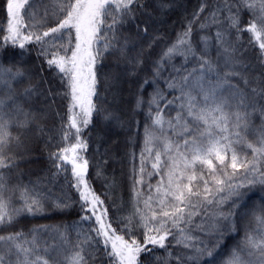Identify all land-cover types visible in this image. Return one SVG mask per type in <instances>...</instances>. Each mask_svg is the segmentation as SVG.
<instances>
[{
	"label": "snow or ice",
	"instance_id": "1",
	"mask_svg": "<svg viewBox=\"0 0 264 264\" xmlns=\"http://www.w3.org/2000/svg\"><path fill=\"white\" fill-rule=\"evenodd\" d=\"M28 3L29 0H6L7 27L0 31H6L7 35L4 36L5 43L0 44V48L6 47L10 42L13 47L18 45L21 50L27 51L26 43L35 41L43 45L46 43L45 38L51 36V41L47 43L54 51L49 52L48 48H42L41 55L45 56L49 69L57 70L56 74L68 89L64 93L70 97L67 127L75 129L76 134V143L70 149H61L59 154L53 155L59 161L71 163L76 180L74 187L83 202L81 210L91 212L95 217L99 227L93 228L92 231L96 233V237H103L104 254L109 264H138L142 252L152 251L148 245L167 250L166 241L170 236L176 245L190 249L193 253L176 257L178 264H183L184 260L201 264L205 258L206 264H217L225 232L236 230L234 213L216 211L212 213L211 224L205 226L202 221L196 225L208 239L192 236L189 226L193 224V218L201 215L202 210L207 216L206 205L214 204L219 208L232 197H236L233 200V207H236L237 201L244 195L240 189L257 181L264 184V171H261L253 160L246 159L244 153L246 147L254 156L264 155V137H261L259 147L245 140L252 113L260 111L264 116V105L259 102L264 100V88L252 87L250 95L233 81L234 77H239L244 88L249 87L248 78L239 70L247 67L241 58L240 49L227 39V32L220 30L216 32L215 39L221 49L218 59L222 56V65L208 57V37H202L205 45L203 50H197L193 46L192 24L199 20L200 13L204 12L206 7V4H201L194 14V21H189L187 28L178 34L176 42L169 46L156 62L154 73L158 77L164 63L176 55L182 56L185 63L189 59L195 61L193 67L183 73L180 69H175L178 75L167 81L169 89L180 93L175 97V101L180 103L174 117L165 118L163 110L159 107V100L163 99L162 92L156 93L151 101L157 104L156 115L152 125L145 129V147L141 158L143 161L144 153H147L152 161L151 168L155 170V175L160 176V180L155 186H148L149 193L143 199V194L134 186L137 203L132 214L123 218V231L130 237L125 239L124 235L117 234L112 223L107 221V209L97 208L103 201L85 179L88 161L78 162L81 158L78 157L77 149H86L87 145L79 139V133L82 127L91 123L92 115L97 111L92 99L96 94L97 83L95 65L105 53L126 56L128 40L125 38L121 42L119 28L127 23L129 18H133V6L143 7V4L141 0H52L54 11L51 15L56 21L55 26L49 27L40 35L35 32L25 34L21 31L27 27L21 17V9ZM223 4V8L217 6L205 17V21L199 25L200 28L208 27L209 22L219 24L220 13L226 10L225 19L229 28L236 30L237 41L242 31L254 34L261 55L264 56V0H223ZM244 10L249 11L253 19L241 28L240 13ZM28 15L34 18L31 10ZM48 15L45 10L42 19H46ZM136 27L138 33L147 34V27ZM57 41L60 43L57 44ZM136 63L139 64L140 61L137 60ZM208 74L215 75V79H211ZM24 76L22 66L17 65L13 71L11 66L5 67L0 63V86L6 85L11 90L12 82ZM33 92L34 89L29 86L24 89L23 95L31 96ZM7 99L14 98L9 95ZM175 101L167 103L172 104ZM5 105L6 100L0 97V169L12 167L11 158L5 155V151L13 141L19 139L11 133L13 120L6 118L7 114L3 112ZM77 108L78 112L75 111ZM10 110L22 112L24 119L18 121L17 126L27 127L30 114L15 103ZM104 118L108 119L109 116ZM68 135L66 131L65 140ZM140 171L144 173L143 166ZM148 175L153 173L149 172ZM241 175L243 178H240ZM136 183H143V177ZM5 188L4 174L0 172V227L13 223L20 212L34 214L43 210L42 194L35 189L25 188L20 192L21 208L7 211L10 201L4 198ZM226 188L228 195L217 199V195ZM140 203H143V208L139 206ZM250 216L255 226L250 223L242 243L231 249L226 258L221 257V264H264V207L254 210ZM90 219L88 215L82 216V220ZM137 226L144 229L143 242L132 238V230ZM36 231L33 230L34 233ZM212 236L216 239L212 240ZM61 238L64 239L63 234ZM37 239L34 234L31 240H28L22 232L0 235V264H49L46 259L41 261L39 257L32 258ZM84 242L90 245L100 243L90 236H86ZM84 242L76 245L77 251L66 257L65 264H86L83 254ZM95 251H99V247ZM168 256L172 257L170 251Z\"/></svg>",
	"mask_w": 264,
	"mask_h": 264
},
{
	"label": "trees",
	"instance_id": "2",
	"mask_svg": "<svg viewBox=\"0 0 264 264\" xmlns=\"http://www.w3.org/2000/svg\"><path fill=\"white\" fill-rule=\"evenodd\" d=\"M141 2L143 7L134 5L133 18H129L128 22L119 28L121 42L125 38L128 40L126 56L105 53L95 65L97 83L96 94L92 99L97 111L93 113L91 123L87 127H82L79 133V139L87 145L86 149H77L78 157L81 158L78 162L88 161L85 179L103 201L102 205L97 206L100 210L107 209V221L111 222L117 234L124 235L125 239L130 237L123 231V218L132 214L137 203L134 186L139 191L145 188L146 193H149L148 186H155L160 180V176L155 175L152 168H148L147 153H144L143 161L141 158L145 147V129L152 125L153 117L156 115L157 104L151 101L156 93L162 92L163 99L159 100V107L163 110L165 118L174 117L180 103L175 101V97L180 93L169 89L167 81L178 75L175 69H180L183 73L185 70H190L195 61L189 59L185 63L182 56L176 55L164 63L158 77L155 76L154 67L162 53L176 42L178 34L187 28L189 21H194V14L201 4H206V7L204 12L200 13L199 20H195L192 24L193 46L197 50H203L205 45L202 37H208V57L222 65V56L218 59L221 49L215 37L218 30L227 32V39L240 49L241 58L247 65L246 68L239 70L248 78L249 87L245 89L239 77H234L233 81L250 95L252 87L264 88V56L261 55L254 34L242 31L237 41L236 30L229 28V23L225 19L226 10L220 13L219 24L209 22L208 27L203 29L199 26L214 8L224 7L223 0H141ZM5 4L6 0H0V29L7 27ZM38 8L35 7V12L42 18L45 10L49 13L46 19L40 20L44 23L41 26L43 32L55 26L56 21L51 15L54 11L51 0H45ZM251 19L253 16L249 11H242L240 27L244 28ZM137 25L141 28L147 27V34L138 33ZM21 31L28 33L25 27ZM43 32L40 31L39 34L42 35ZM5 35H7L6 31H0V44L5 43ZM50 39L51 36L46 37V43L50 42ZM46 43L43 45L35 41L26 43L27 51L21 50L18 45L13 47L10 42L6 47L0 48V63L5 67L11 66L13 71L17 65H20L25 72L23 78L16 83L12 82L11 90L6 85L0 86V97L6 100L3 112L7 114L6 118L13 120L12 135L19 137L18 141H13L5 151V155L11 158L12 167L0 169L4 174L6 185L4 198L10 201L7 211L12 212L13 209L21 208L20 192L25 188L35 189L43 196L42 211L34 214L20 212L13 223L0 227V235L22 232L28 240H31L35 234L38 239L34 257L44 258L49 264H65L66 257L77 251L76 245L84 242L86 236H90L100 243L99 245L83 243L86 264H109L104 254L103 237H96V233L89 226L91 224L95 228L99 227L95 217L91 212L81 210L83 202L74 187L76 180L71 163L59 161L53 155L59 154L61 149H70L76 143V134L75 129L67 127L70 97L64 93L68 89L56 74L57 70L49 69L45 56L41 55L42 48H48ZM51 51L54 49H49V52ZM137 60L140 61L139 64L136 63ZM208 75L211 79H215V75ZM146 80L148 83H145ZM29 86L34 89L33 94L23 95L24 89ZM9 95L14 99L8 100ZM168 101L175 102L168 104ZM259 102L264 105V100ZM13 103L22 106L23 111L30 114V123L27 127L17 126V122L22 121L24 116L22 112L10 110ZM75 111L78 112L79 108ZM105 116L109 118L105 119ZM66 131L69 135L65 140ZM261 137H264V116L260 111H256L249 118L245 140L259 147ZM244 153L246 159L253 160L257 167L264 171V155L254 156L246 147ZM68 155L71 157V152ZM142 166L145 169L144 173L140 171ZM149 172L153 175L149 176ZM147 176L143 183H136ZM240 178H243L242 175ZM240 191L244 195L237 201L238 206L233 207V200L236 197L227 199L219 208L214 204L206 205L208 215L205 216L202 210L201 215L194 217L193 224L189 226L191 234L200 239H208L209 237L197 229L196 225L201 224L202 221L205 222V226L211 224L212 213L216 211L234 213L236 230L225 232L217 264H221V257L226 258L231 249L242 243L245 232L249 229L250 223H253L250 213L264 207V184L257 181ZM227 195L226 188L217 195V199ZM58 204L61 206L58 207ZM139 206L143 208V203ZM85 215L92 217V221L88 223L87 220H82V216ZM33 230L37 231L34 233ZM143 232L144 229L137 226L132 230V238L143 242ZM211 239L215 240L216 237L212 236ZM166 245L167 250L148 245L152 251L142 252L138 264H178L176 257L182 248L175 244L171 236L166 241ZM97 247L99 251H95ZM45 249L48 251L46 252ZM186 250L189 255L191 250ZM169 251L172 257L168 256ZM206 260L207 258L202 260L201 264H206ZM183 264H193V262L184 260Z\"/></svg>",
	"mask_w": 264,
	"mask_h": 264
},
{
	"label": "rangeland",
	"instance_id": "3",
	"mask_svg": "<svg viewBox=\"0 0 264 264\" xmlns=\"http://www.w3.org/2000/svg\"><path fill=\"white\" fill-rule=\"evenodd\" d=\"M45 0H35V2H33V0H29V3L28 4H26L25 5V7L23 8V9H21V17H22V19H23V21H24V24L25 25H27V27H25L26 28V32H35L36 34H39L40 33V31H42L43 32V30L41 29V26H42V21H40L41 20V18L42 17H40V15L37 13L36 14V12H35V7L37 8V9H39L38 8V6L40 5V4H42V2H44ZM73 2H74V0H73ZM51 4H52V0H51ZM29 10H31V12L34 14V18H30L29 17V15H28V12H29ZM44 24V23H43ZM33 25H35L34 27H33ZM50 41H51V39H50ZM48 42V41H47ZM57 44H59L60 42H56ZM46 45L48 46V48L51 50V49H53V48H51L50 47V44L48 45L47 43H46ZM14 83H16L17 81H13ZM6 95V94H5ZM155 117V116H154ZM154 117H153V119H154ZM151 159L150 158H148V168H151ZM153 170V169H152ZM154 172H155V170H153ZM153 172V173H154ZM148 178V176L147 177H145L143 180H145V179H147ZM143 195H142V197H141V199H143V198H146V196L148 195V193H146V190H145V188L142 190V191H140ZM97 208L99 209V206H97ZM147 211V210H146ZM89 216V215H88ZM92 217H91V219L90 220H87V222L89 223L90 221H92ZM89 226L93 229V228H95L93 225H91V224H89ZM94 232V231H93ZM192 236L193 237H198V236H195L194 234H192ZM194 243L196 242V241H193ZM181 248H182V253L179 251L178 252V256L177 257H183L184 255H186L187 254V250L185 249L184 250V248L182 247V246H180ZM183 253H186V254H183ZM192 254V250H191V253L189 254V255H191ZM219 258H220V256H218ZM217 257V258H218ZM32 258H35L34 257V253H33V257ZM40 258V257H39ZM41 259V261H43V260H45L44 258H40ZM253 259H255V257H253ZM184 262V261H183Z\"/></svg>",
	"mask_w": 264,
	"mask_h": 264
}]
</instances>
